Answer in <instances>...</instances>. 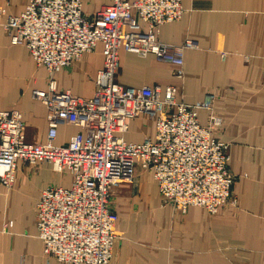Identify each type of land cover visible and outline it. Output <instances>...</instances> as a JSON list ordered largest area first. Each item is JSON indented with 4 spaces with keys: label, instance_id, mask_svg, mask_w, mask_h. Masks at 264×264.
<instances>
[{
    "label": "crops",
    "instance_id": "1",
    "mask_svg": "<svg viewBox=\"0 0 264 264\" xmlns=\"http://www.w3.org/2000/svg\"><path fill=\"white\" fill-rule=\"evenodd\" d=\"M111 1L82 0V9L92 14ZM28 2L0 0L6 11L0 17V110H21L28 139L45 143L47 108L33 90L48 88V71L25 44L12 43L3 26L8 14H20ZM182 6V17L163 23L159 37L171 44L196 40L198 47L184 52L183 73L154 53L142 56L122 46L117 80L134 87L158 85L162 92L173 84L177 100L186 103L214 93V113L223 118L216 137L230 144L228 165L238 176L233 185L238 201L213 213L199 204L184 212L162 196L152 171L136 166L132 181L113 188L118 236L110 264H264V0H182ZM145 26L139 19L132 29ZM103 62L98 42L54 73L57 88L93 96ZM198 116L207 121L205 109ZM146 117L128 119L126 141L155 136L156 121L144 126ZM79 130L59 124L53 144L67 142ZM73 180L50 162L18 161L13 186L0 184V264H62L44 252L36 203L46 186L70 187Z\"/></svg>",
    "mask_w": 264,
    "mask_h": 264
},
{
    "label": "built area",
    "instance_id": "2",
    "mask_svg": "<svg viewBox=\"0 0 264 264\" xmlns=\"http://www.w3.org/2000/svg\"><path fill=\"white\" fill-rule=\"evenodd\" d=\"M182 0H112L87 14L82 0H29L18 15L8 14L3 26L12 43L25 44L34 61L48 71V88L33 90L47 108V142L29 140L23 112L0 110V184L11 188L18 161L31 166L50 162L57 172L73 174L70 187L46 186L36 203L38 235L44 252L62 264H110L118 232L111 202L114 186L133 180L136 166L152 171L166 200L186 211L191 204L216 212L237 203L233 185L238 176L228 165L230 144L218 139L222 119L214 113V93L195 103L177 100V88L127 86L117 80L119 49L139 55L154 53L177 64L183 73L184 52L198 43L163 42V23L182 17ZM6 14L0 8V17ZM141 19L146 26H132ZM103 43L104 62L91 97L58 89L54 73L83 52ZM197 109L208 111L202 123ZM147 115L156 134L128 142L122 134L128 119ZM80 130L55 145L59 124Z\"/></svg>",
    "mask_w": 264,
    "mask_h": 264
},
{
    "label": "rangeland",
    "instance_id": "3",
    "mask_svg": "<svg viewBox=\"0 0 264 264\" xmlns=\"http://www.w3.org/2000/svg\"><path fill=\"white\" fill-rule=\"evenodd\" d=\"M182 102H183V101H182ZM185 103H186V102H185ZM198 110H199V109H197V115H198ZM205 110H206V109H205ZM206 111H207V110H206ZM218 116H219V115H218ZM219 117H221V116H219ZM146 118H147V120H142V121H141L142 123H144V126L148 124V120H152V119H151L150 117H148V116H147ZM198 118H199V116H198ZM207 118H208V111H207ZM221 119H222V122H221V125H220V128H221L220 130H222V124H223V118L221 117ZM199 120H200V118H199ZM200 121H201V120H200ZM206 122H207V121H206ZM206 122H205V123H206ZM205 123H204V124H205ZM139 125L142 126V124H139ZM139 125H138V127H137V126H134V128H135V129H139ZM142 127H143V126H142ZM215 136H216V133H215ZM218 139H219V138H218ZM222 141H223V140H222ZM224 142H225V141H224ZM226 143L229 144V142H226ZM162 196H163V195H162ZM163 197L165 198V196H163ZM113 198H115V196H114V193H113V191H112V195H111V202H112V204H114ZM165 199H166V198H165ZM166 201H167V200H166ZM168 202H169V201H168ZM202 206H203V205H202ZM176 207H177V206H176ZM188 207H189V206H188ZM188 207H187V208H188ZM221 207H222V206H221ZM113 208H114V206H113ZM177 208H178V207H177ZM179 209H180V208H179ZM181 210H182V209H181ZM186 210H187V209H186ZM114 211H115V209H114ZM182 211H184V210H182ZM184 212H185V211H184ZM115 214H116V211H115ZM117 232H118V231H117Z\"/></svg>",
    "mask_w": 264,
    "mask_h": 264
}]
</instances>
